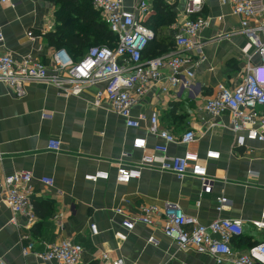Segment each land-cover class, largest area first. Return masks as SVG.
<instances>
[{
	"label": "crops",
	"instance_id": "obj_1",
	"mask_svg": "<svg viewBox=\"0 0 264 264\" xmlns=\"http://www.w3.org/2000/svg\"><path fill=\"white\" fill-rule=\"evenodd\" d=\"M70 1L69 11L63 9L60 0H14L0 4V52L16 63L30 58L47 65L50 55L57 50L50 38L88 33L96 19L101 21L91 0ZM140 1L122 0V7L131 11ZM146 2L149 9L143 24L155 26L156 30H151L153 40L166 47L174 44L187 0ZM159 7L174 14V23H156ZM196 17L209 23L198 34L202 61L194 68L197 99L188 100L185 94L178 99L173 92L161 95L158 86L151 87L132 108L130 116L136 120L138 116L155 113L159 129L176 137L191 130L195 141L188 146L167 145V155L196 154L210 181L209 194L203 193L197 179L188 175L177 180L156 165L144 167L137 180L116 183L118 168L138 167L143 156L153 155L154 147L164 142L147 133V122H140L137 130L128 129L125 120L107 106L95 107L94 96L102 86L86 88L79 97H64L49 85L28 83L24 95L16 98L11 89L0 84L3 264H47L35 254H42L47 246L64 240L82 247L80 264H108L100 260L104 253L108 254L109 263L119 260L122 264H215L209 255L192 249L179 250L162 234L161 216L155 217L151 227L138 224L132 231L121 227L122 221L136 215L141 206L160 208L166 203L177 205L202 226L216 220L242 223V235L230 243L234 256L225 257L223 264H233L231 259L244 255L263 240L264 228L258 225L264 214V145L247 141L243 132H232L227 115L213 121L203 111V103L213 97L217 86L233 88L240 82L244 63L241 50L246 40L239 34V19L232 15L229 5L201 0L200 12L191 19ZM172 51L174 47L159 57ZM189 55L193 61L197 59L195 53ZM212 123L216 127L208 129ZM135 139L145 140L144 151L133 148ZM49 141L60 143L58 152L47 150ZM208 152L217 153L218 159L206 160ZM23 172L32 175V207L37 206L39 213L49 215H35L31 224L25 217L16 216L14 227L10 225L12 215L4 203L1 181ZM95 173H104L108 178L85 180ZM43 177L52 179L51 189L39 183ZM220 198L227 203L217 211ZM117 209L122 210L121 216L114 213ZM91 226L95 227V235L90 232ZM28 245H32V253L23 257L21 248Z\"/></svg>",
	"mask_w": 264,
	"mask_h": 264
},
{
	"label": "built area",
	"instance_id": "obj_2",
	"mask_svg": "<svg viewBox=\"0 0 264 264\" xmlns=\"http://www.w3.org/2000/svg\"><path fill=\"white\" fill-rule=\"evenodd\" d=\"M13 1L0 0V4ZM218 2L229 5L232 15L239 19V34L246 40L241 50L243 73L240 82L233 88L217 86L213 97L203 103V111L213 121L227 115L232 132H243L247 141L264 145V3L263 0ZM92 7L116 38L113 49L91 47L77 61H73L64 50H56L50 55L47 65L30 58L16 63L0 52V84L11 89L16 98L24 95V86L28 83L49 85L64 97H79L86 88L102 86L94 96L95 107L107 106L113 114L125 120L128 129L137 130L140 122H147V133L164 142V145L154 147L153 155L143 156L138 167L118 168L116 183L128 184L137 180L144 167L156 165L160 171L171 173L177 180L188 175L197 179L203 193L209 194L210 181L196 154L167 155V145L188 146L195 141L191 130L176 137L159 129L155 113L149 117L138 116L136 120L130 116L132 108L141 102L151 87L158 86L161 95L173 92L178 99L182 94L188 100L197 99L194 96V68L202 61V43L198 41V34L209 23L206 19L191 17L200 12L201 0H187L181 24L176 27L173 38L175 51L146 61L141 60V55L153 39V32L143 24L149 9L146 0L140 1L131 11L123 9L122 0H92ZM2 42L0 31V45ZM190 53L196 54L195 61ZM215 127L216 124L212 123L208 129ZM132 146L144 151L146 143L143 139H135ZM59 148L58 141L47 143L48 151L55 153ZM218 157L212 152L205 155L206 160H217ZM107 178L104 173H95L86 176L85 180L96 182ZM1 182L4 203L12 215L10 225L17 227L16 216L25 217L30 224L34 222L32 175L28 172L15 173L4 177ZM39 183L48 190L53 187L52 179L47 177L40 178ZM226 203L225 199H217L216 210L220 211ZM114 213L121 216L122 210L117 209ZM157 216L162 217V234L179 250L192 249L198 254L209 255L215 264H223L225 257L234 256L230 248L231 240L242 235L240 221L216 220L202 226L195 218L185 215L177 205L168 203L160 208L141 206L136 215L122 221L121 227L126 231H132L138 224L151 227ZM261 222L258 227L264 228V214ZM90 232L95 235V227L91 226ZM32 249V245L21 248L22 256L31 254ZM82 254L81 246L64 240L47 246L42 254L35 256L47 264H80ZM100 260L108 264H122L119 260L109 263V256L105 253ZM231 261L233 264H264V238L244 255ZM0 264H3L1 260Z\"/></svg>",
	"mask_w": 264,
	"mask_h": 264
},
{
	"label": "trees",
	"instance_id": "obj_3",
	"mask_svg": "<svg viewBox=\"0 0 264 264\" xmlns=\"http://www.w3.org/2000/svg\"><path fill=\"white\" fill-rule=\"evenodd\" d=\"M60 2L63 9L67 11L71 10L72 7L70 5V0H60ZM90 2L92 6V0ZM163 10V7L158 8L159 17L155 19L156 23L157 21H162L166 25L174 23V14L169 12L168 8L165 10V12ZM100 23L99 19H96V22L91 24V31L88 33H81L77 35L69 34L68 38H64L62 35L59 37L54 36L50 38L49 41L55 48H57V50H64L73 61H77L82 58L86 51L91 47H107L109 49H113L115 47L116 38L110 33L108 27L103 22L100 21ZM144 26L150 30H156L155 26L149 23H144ZM173 45V43H170L167 45V47L162 46L161 44L157 43L156 40L152 39V41L147 44L145 50L143 51L141 60L146 61L157 58L163 53H167L168 51L172 50L174 47ZM69 47L70 49H68ZM33 210L34 214L38 216V218H45L49 215L48 213H39L37 206L34 207Z\"/></svg>",
	"mask_w": 264,
	"mask_h": 264
},
{
	"label": "clouds",
	"instance_id": "obj_4",
	"mask_svg": "<svg viewBox=\"0 0 264 264\" xmlns=\"http://www.w3.org/2000/svg\"><path fill=\"white\" fill-rule=\"evenodd\" d=\"M256 81H258V78L256 77ZM264 86V83L262 84Z\"/></svg>",
	"mask_w": 264,
	"mask_h": 264
}]
</instances>
